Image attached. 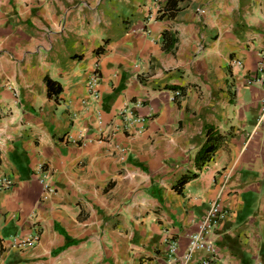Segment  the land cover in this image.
<instances>
[{
	"label": "crops",
	"instance_id": "0c3cea01",
	"mask_svg": "<svg viewBox=\"0 0 264 264\" xmlns=\"http://www.w3.org/2000/svg\"><path fill=\"white\" fill-rule=\"evenodd\" d=\"M261 68L264 0H0V264H264Z\"/></svg>",
	"mask_w": 264,
	"mask_h": 264
},
{
	"label": "built area",
	"instance_id": "2783aa9c",
	"mask_svg": "<svg viewBox=\"0 0 264 264\" xmlns=\"http://www.w3.org/2000/svg\"><path fill=\"white\" fill-rule=\"evenodd\" d=\"M156 11L157 15L163 14V10L156 5ZM153 15L150 14V18ZM235 66H241V63L239 61H233L232 63ZM261 73L264 75V68H261ZM100 80V71L98 64L95 66L93 73L91 77L88 79L87 82V90L89 95H91L95 100L99 99V93L97 91V87ZM260 82V80L256 81ZM251 83V82H250ZM176 95H179L177 92ZM135 106L139 107L140 103L135 102ZM119 116L122 118L123 123L126 126H130L132 124H140L143 125L145 121L147 120L146 117H141L133 111H130L128 109H123L119 112ZM259 124H264V101L263 106L261 110V114L258 118ZM40 170L42 173H46V170H44L43 166H41ZM39 182L43 186V199H46L47 196L54 193V188L51 186L49 179L46 176H42L39 179ZM13 183L3 177H0V190H6L11 188ZM225 218V213L220 210L219 206L217 204H212L209 208L206 216L204 217L203 221L201 222L199 226V231L190 235L189 237V246H188V252L178 258L180 264H188V262L191 259V255L195 250H205L206 252L210 253L212 256L215 252L214 249V236H215V227L218 225L219 222H221ZM38 241V236H29L28 238H25L24 240H21L18 244V246H34V244ZM175 243L169 244V249L171 253H174L175 251ZM212 259H204L201 260L198 264H212Z\"/></svg>",
	"mask_w": 264,
	"mask_h": 264
},
{
	"label": "trees",
	"instance_id": "16d2710c",
	"mask_svg": "<svg viewBox=\"0 0 264 264\" xmlns=\"http://www.w3.org/2000/svg\"><path fill=\"white\" fill-rule=\"evenodd\" d=\"M163 37H164V41H166V38H167V34L165 33L164 35H163ZM165 46H166V43H165ZM48 84H50V81L48 82ZM212 129L211 128H208V135H209V139H210V137L212 136ZM212 149H214V147L213 146H210L209 148H205V147H203L201 150H202V153H204L205 154V152H210V151H212ZM204 154L201 156L203 159L204 158H207V156H204ZM185 183V181H182L180 184L181 185H183Z\"/></svg>",
	"mask_w": 264,
	"mask_h": 264
}]
</instances>
